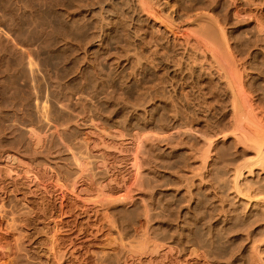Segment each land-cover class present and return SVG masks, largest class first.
Masks as SVG:
<instances>
[{"label":"rangeland","instance_id":"obj_1","mask_svg":"<svg viewBox=\"0 0 264 264\" xmlns=\"http://www.w3.org/2000/svg\"><path fill=\"white\" fill-rule=\"evenodd\" d=\"M130 1L0 0V264H218L229 256L235 239L207 220L205 196L191 211L176 200L194 165L176 138L180 102L168 67L179 56L170 46V65L151 64L148 48L126 39L125 23L136 25ZM214 2L230 43L259 51L253 61L264 63L254 46L264 39V0ZM134 49L142 67L131 61ZM187 83L191 103L202 102L206 94Z\"/></svg>","mask_w":264,"mask_h":264},{"label":"bare ground","instance_id":"obj_2","mask_svg":"<svg viewBox=\"0 0 264 264\" xmlns=\"http://www.w3.org/2000/svg\"><path fill=\"white\" fill-rule=\"evenodd\" d=\"M105 1L107 0H102L104 3ZM178 1L131 0L130 10L127 8L130 16L128 20L135 23L137 27L135 24V26L128 27L130 25H126L127 20L125 21L126 23L120 20L125 23V26L122 24L124 27L130 29H128L129 36L126 35V39L130 37L128 40H132L131 38H133L135 44L137 43L136 41H141L143 47L148 48L150 54L146 52L145 56L147 54L153 56L151 64L156 61V63H166L167 59L165 61L166 57H163L167 52L166 48L170 46L174 47L176 56H179L176 60V67L169 66L170 63L167 61L169 63L168 71L173 74L174 78L176 77V101L185 107V112H190L194 117L191 115L192 121L185 118V114L182 115L183 112H180L181 107L177 104L179 110L176 106V122L178 120L181 122L176 124V138L179 137L185 147L187 146L188 158L192 156L194 168L189 163L190 170H188L192 174L190 176L188 173L189 177L186 175L187 178L182 175L186 184H183L185 185L184 190H182L183 195L181 194L183 199L179 195L180 198L178 196L176 200H178V203L185 202L184 205L188 203L187 208L190 209L194 202L198 203L200 198L196 201L197 197L205 196L203 198L206 200H201L207 201V204L205 202L207 206L203 204L208 211L205 212L206 214L208 213L206 218L208 217L209 222L212 221V223L219 226L218 229L221 226L219 231H224L225 235L231 236L230 238L228 237L230 241H234L231 240L232 238L235 239V242L228 244H233V246L229 249L231 251H228L229 256L227 257V254L224 256L226 257L224 261L221 259L224 258L223 256L219 257L221 253H215V257L217 256V259L220 258L218 260L220 261L219 263L232 264L238 261L239 264H264V63L253 61L254 58L259 57V51H253L250 48L246 49L248 46L238 50L236 46L230 43L225 26L212 14L213 12L209 8L208 4L213 5L215 3L216 5L214 0H210L214 3L209 1L207 2L208 4L204 5H202V0H193L192 11L191 8L188 10L186 7L187 0ZM191 3L189 4L191 5ZM212 5V9L213 7L217 8V6ZM117 6L124 5L118 4ZM128 6H125V8ZM188 7L190 6L188 5ZM125 8L122 7L123 10ZM259 26L261 25L258 24L257 33L264 30L262 26L261 28ZM125 29L123 30L126 34ZM141 31H145V34L152 32L150 39L148 40L142 36ZM142 44L140 45L142 46ZM254 46H258L261 51H264V39L259 38V40H256ZM140 51L142 52L143 49ZM137 53H135L134 49V57L132 60L130 58V60L132 63L134 60L135 66H141L144 58L139 56V54L142 55L141 53ZM147 57L145 59L149 64V58ZM161 67H164V65ZM136 68L138 67L136 66ZM143 72L145 73V71ZM173 76L171 77L172 79H174ZM188 76L190 77V82H194V87H198L199 91L204 93L203 95L206 94L202 102L191 103L190 92H183L182 84L187 83ZM202 79L209 80V86H206L207 82L205 81V83H202L200 81ZM186 88L184 87V90ZM186 90H189V88ZM200 100L202 99L200 98ZM187 117L191 118L190 116ZM185 136H188V138ZM226 152H230V156ZM226 155H228V158ZM188 158L186 157L185 159L189 161ZM221 161L224 163L223 165L219 164ZM177 169L179 168L177 167ZM177 171L176 173L178 174L179 171ZM179 214L180 212H177L178 216L176 215V217L181 219ZM212 225H208L210 233L214 231L215 226ZM184 229L186 230V228ZM201 242L198 241V244Z\"/></svg>","mask_w":264,"mask_h":264}]
</instances>
